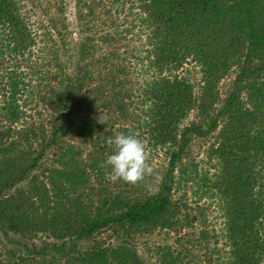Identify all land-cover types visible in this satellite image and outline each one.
Listing matches in <instances>:
<instances>
[{"label": "trees", "instance_id": "obj_1", "mask_svg": "<svg viewBox=\"0 0 264 264\" xmlns=\"http://www.w3.org/2000/svg\"><path fill=\"white\" fill-rule=\"evenodd\" d=\"M104 1L114 21L127 15L123 33L111 18L97 30L95 4L73 0L72 39L64 0H52L48 20L35 17L51 42L42 48L23 2L0 0V264H145L140 240L190 227L187 183L197 199L215 200L219 235L202 223L195 240L157 247L154 264H191L193 248L211 242L208 263L264 264V0ZM135 27L138 83L117 44ZM186 62L198 69V92L179 75ZM232 69L220 100L217 85ZM129 130L150 163L156 151L166 161L135 186L100 168L111 154L100 137ZM213 133L198 174L185 163L189 144Z\"/></svg>", "mask_w": 264, "mask_h": 264}, {"label": "rangeland", "instance_id": "obj_2", "mask_svg": "<svg viewBox=\"0 0 264 264\" xmlns=\"http://www.w3.org/2000/svg\"><path fill=\"white\" fill-rule=\"evenodd\" d=\"M24 4V10L27 13V15L30 16L31 24H33L32 29L35 31L37 40L42 45V41L44 37H41V32L38 31V23H36V16L41 21H47L49 18V15L52 14L53 10V3L52 0H20ZM86 1H92L94 5V13H93V23H91L92 26H95V28L98 30L99 28H104L102 23L106 24L108 19L111 18V20L114 21L115 17L112 15H108V5L105 3L104 0H86ZM102 2V3H101ZM65 7V13L64 16L67 21V30L71 31L72 35L70 38L77 39V33L76 29L74 27V17H73V0H64V6ZM30 11V12H29ZM40 12H46V15H42L43 17H39ZM51 12V13H50ZM35 14V15H33ZM125 16H127L125 13H122L116 17L117 21H114L118 26V33H123L122 31L119 32L121 29L125 28V24H127L128 20H125ZM100 24L102 26H100ZM104 29H107L105 27ZM124 35L125 39L120 40V42H117L118 47L120 51L124 53V57L128 58V63H130V80L132 82H137L140 80V76L138 74V66L135 64L136 58L129 53H133L135 56V51H140V53H143V38L141 37V33L138 31V28L135 27L134 31L132 30L131 34H122ZM50 41L45 38L44 44L42 45V48L50 46ZM141 56V55H140ZM41 57L45 58L43 55ZM180 76H184L189 83L194 87V92H198V88L201 85L200 83V77L198 73L197 67H195L194 64L190 62H186L183 64L181 69L178 71ZM234 77V69L230 70L218 83L217 85V92L218 97L220 100L224 98V95L226 94L228 90V86L230 82L232 81ZM195 111L192 110L184 119L183 124H187L191 120L194 119ZM216 133L211 134L206 139H192L189 144L188 149V155L186 162H190L193 165H196V170L198 174H203L207 171V165H206V150L208 148V145H210L212 142H214V136ZM153 159H151V165L154 170H159L162 166L165 165V159L162 153L159 151H156V153L152 156ZM211 173L212 170H209ZM184 200L188 206V210L183 213L186 217L188 223H190V227L181 228L179 231L177 237L172 232L162 231H154L151 235L147 236L145 240H140L135 246V249L137 251V254L142 257L145 264H154L157 256H156V248L161 246H168L170 250H173L174 248H177L179 245L177 244L176 240L179 236L189 237V239L195 240L197 238V233L199 229H202V223L206 226V229L208 232L211 230L214 232L216 236H218L219 231L221 229V219L219 217L218 213V207L215 203V200L209 201L206 198L197 199L195 195H193L195 186L193 184L187 183L184 187ZM182 190L176 192L174 194V198L181 197V194L183 192ZM198 208V209H196ZM108 236V235H107ZM106 234H102L101 238L104 239L103 241L105 243H114V238L108 237ZM175 236V237H174ZM42 240V237H40L39 240H35V243L40 242ZM181 244L183 241H180ZM216 250L220 249L219 254L221 257L224 255L223 251V243L218 239V242L214 245ZM213 247V242L207 245L206 247H199L196 246L193 248L194 250V261L191 262V264H214V262L208 263V257H210V260H214L215 257L211 254V249ZM216 254V253H215ZM216 256V255H215Z\"/></svg>", "mask_w": 264, "mask_h": 264}, {"label": "clouds", "instance_id": "obj_3", "mask_svg": "<svg viewBox=\"0 0 264 264\" xmlns=\"http://www.w3.org/2000/svg\"><path fill=\"white\" fill-rule=\"evenodd\" d=\"M97 123L107 125L108 118L99 116ZM100 141L101 146L111 152L100 164L111 182L135 186L152 176L150 156L138 132L129 130L127 134L121 132L114 136H101Z\"/></svg>", "mask_w": 264, "mask_h": 264}]
</instances>
